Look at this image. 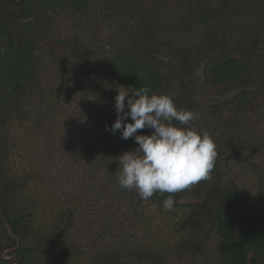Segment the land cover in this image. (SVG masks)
<instances>
[{
	"label": "trees",
	"instance_id": "trees-1",
	"mask_svg": "<svg viewBox=\"0 0 264 264\" xmlns=\"http://www.w3.org/2000/svg\"><path fill=\"white\" fill-rule=\"evenodd\" d=\"M246 3L262 21L264 0ZM226 7L236 19V6ZM209 8L208 0H0V264H163L166 248L200 225L191 216L208 208L185 211L181 191L142 199L119 185L118 157L138 145L106 125L117 118L118 91L168 95L156 50ZM230 23L232 51H217L205 75L238 92L214 103L210 122L264 150V25L249 33L246 22ZM258 192L264 210L263 181ZM229 198L215 191L206 202L219 248L198 263L264 264V211L252 218L240 195Z\"/></svg>",
	"mask_w": 264,
	"mask_h": 264
},
{
	"label": "rangeland",
	"instance_id": "rangeland-1",
	"mask_svg": "<svg viewBox=\"0 0 264 264\" xmlns=\"http://www.w3.org/2000/svg\"><path fill=\"white\" fill-rule=\"evenodd\" d=\"M208 1L210 6L216 7V11L210 12L211 9L209 8L207 11L194 13V21L186 23L187 26L184 30L174 32L170 35L171 37L164 39L166 46L158 48L156 56L159 59L158 63L161 64L162 71L168 75L166 93L173 99L177 108L187 109L195 114L189 126L200 132L206 131L218 147L216 150L224 155L227 164L224 163L226 170L224 179L221 178V180L235 182L239 187H246V193L251 195L259 190L260 181L264 182V150L256 146L255 142H248V140L245 142L241 138L243 140L242 145L245 146L242 150V156L252 162L251 168L246 166V162L240 161L244 159L237 160L235 156L231 157L229 155L230 152L233 155V151H236L234 141L239 133L234 131L236 129H231L230 126H228V130L223 129L220 132L218 128H214L211 124L210 121L213 118L209 117L214 103L228 99V97L238 92V88L215 89L206 78L205 66L208 60L216 56L218 52L232 51V48L228 49L231 46L228 40L232 24L230 22L234 24L236 21L246 22L249 25V28L246 29L247 32L252 33L254 31L252 28L256 32L260 31L256 29L264 25V19L260 21L259 17H255L257 13L247 8L246 0ZM227 5L230 7L236 6L237 20L228 16ZM221 38L225 39L228 45L212 41H220ZM247 87V90L250 91L255 89L251 83ZM203 120L208 122V128L205 127ZM231 131L234 132L231 133ZM239 141L241 142V140ZM182 197L186 200L192 198L193 190L191 188L184 190ZM258 209L263 210L260 207ZM205 225L206 230H202L205 235L202 236L203 232H200L197 237V239L204 242V246L198 254H192L187 248H184L188 244L182 245V242H180L174 247L166 248L168 250L161 256L163 264H199V261L209 257L215 248L217 236L212 226L209 227L207 223ZM6 252L2 253L5 257H7Z\"/></svg>",
	"mask_w": 264,
	"mask_h": 264
},
{
	"label": "clouds",
	"instance_id": "clouds-1",
	"mask_svg": "<svg viewBox=\"0 0 264 264\" xmlns=\"http://www.w3.org/2000/svg\"><path fill=\"white\" fill-rule=\"evenodd\" d=\"M114 108L117 118L106 129L114 135L119 131L123 140L134 138L138 145L118 157L116 175L122 188L149 199L157 192L174 194L210 179L216 144L206 131L189 126L192 111L177 108L169 95L151 93L148 87L118 91ZM145 128L153 130L150 135L137 134ZM174 204L173 195L163 201L168 211Z\"/></svg>",
	"mask_w": 264,
	"mask_h": 264
},
{
	"label": "flooded vegetation",
	"instance_id": "flooded-vegetation-1",
	"mask_svg": "<svg viewBox=\"0 0 264 264\" xmlns=\"http://www.w3.org/2000/svg\"><path fill=\"white\" fill-rule=\"evenodd\" d=\"M203 122L205 123V127H207L205 120H203ZM240 137L237 136L236 140L234 141V146H235V152L233 151V155L231 154V152L229 153V155L235 156L237 158V160L240 159H244V160H240L241 162H246V166L251 168V161L249 159H246L242 156L243 152L242 150H244V145H242L243 140L240 142L239 139ZM251 147V146H250ZM250 147H248L250 149ZM218 148V147H216ZM217 151V157L215 160V164H214V170L211 171L210 173V179H214L215 178V182L210 181V179L207 180H202L200 182H198L197 184L191 186L190 188L193 190V197L189 198V199H184L182 196L184 194V190L180 192V198L177 200V202L179 204H181L182 209H184L185 211H188L192 208L190 205L193 204H197V205H204L208 208L209 210V205L206 203L208 201L211 202V198L213 197V195L215 194V191H217L218 193L220 192L222 194V196H228L227 201L231 200L229 198V195L231 192H235V194L240 195V199L242 200V204L244 205V209L246 211H248L246 214L250 217H254L256 215V212L258 210L257 206H256V196L259 193L258 191L255 192V194H248L246 193L245 188L246 187H239L235 182H225L223 180H221V178L224 179V172L226 170L225 164H227V162L225 161V157L224 155H221L219 150ZM230 151V150H229ZM234 160V159H232ZM225 163V164H224ZM222 167V168H221ZM199 198V199H196ZM234 200V199H233ZM212 203V202H211ZM206 210L205 213L208 211ZM203 211V209H200L198 214L195 216H191V217H197L198 220L200 221V225L197 227H191L188 226V230L186 231V234L184 235L185 237H183L182 239V245L188 244L186 246H184V248H187L189 250V252H191L192 254L196 255L201 251V248L204 246V242L197 239L198 234L201 232H203L202 230H206V225L205 223H207V225L209 227H213L214 232L216 233L217 239L219 238V235L217 234L216 230L217 227L213 222V219L209 218V215H206L204 213V215L201 214V212ZM255 212V213H253ZM245 216V217H248ZM238 217V225L240 226V222H241V218L242 216H234V218ZM244 217V218H245ZM248 225V224H247ZM205 235V232L202 233V236ZM216 239V245L213 251L217 250L219 248V241ZM188 246V247H187ZM196 246L198 248H196ZM196 250L198 249L199 252L193 253L192 250ZM253 253L252 252H248V257H250ZM212 257V253L209 256V258ZM208 264H216L215 262H209ZM246 264H249V262H247ZM258 264H262V263H258Z\"/></svg>",
	"mask_w": 264,
	"mask_h": 264
}]
</instances>
